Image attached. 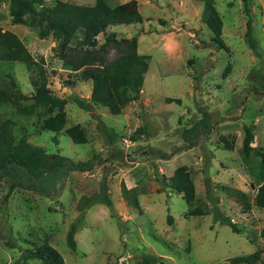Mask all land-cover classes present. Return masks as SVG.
<instances>
[{
	"label": "rangeland",
	"instance_id": "1",
	"mask_svg": "<svg viewBox=\"0 0 264 264\" xmlns=\"http://www.w3.org/2000/svg\"><path fill=\"white\" fill-rule=\"evenodd\" d=\"M51 2L44 1L45 5ZM215 7L223 21L225 45L212 41L210 29L201 17L199 20L198 9L186 6L193 15L173 29L185 35L184 61L160 80L147 77L143 86L147 92L151 88V95L130 102L119 114L104 106L85 111L73 101L67 102L66 127L79 124L86 133V143L73 142L64 130L43 129L47 116L43 104L30 115H20L13 107L0 104V120L14 121L16 138L25 133L32 144L47 153L75 161L97 155L91 170L62 176L48 173L45 187L39 182L38 187L16 186L8 192V183L0 184V264H21L24 251L44 241L62 255L65 264H144V257L155 259L146 264H230V258L256 249L262 250L264 264V208L254 204L256 188L250 187L256 182L258 160L242 151L244 125L252 127L251 145L264 146V0H250L249 15L241 0H216ZM249 17L257 54L245 40ZM0 27L16 32L33 57L43 59L54 94L89 96L90 81L76 79L75 74L63 70L54 38H39L33 29L13 24L5 2L0 7ZM134 27L136 24L115 25L112 30L120 37L124 32L136 34ZM145 38L154 37L150 32ZM98 39L101 42L103 35ZM187 58L194 62L187 63ZM7 75L22 93H33L30 78L37 75L34 67L0 61V78L7 79ZM189 78L194 84L191 98L172 103L169 111L163 109V97L178 94V86ZM68 80L72 82L68 84ZM201 110L209 111L211 128L184 137L183 130L201 119ZM222 136L231 142L230 148ZM181 165L189 169L195 185L192 203L162 186L156 177V172L170 176ZM102 183L107 185L112 207L101 203L85 206ZM122 183L130 189L129 199L138 196V206L122 197ZM219 185L245 191L251 208L245 211ZM191 209L195 210L190 214ZM220 217L228 218L237 231L221 223ZM72 223H80L74 233V250L67 244ZM26 264L45 263L34 258Z\"/></svg>",
	"mask_w": 264,
	"mask_h": 264
},
{
	"label": "trees",
	"instance_id": "2",
	"mask_svg": "<svg viewBox=\"0 0 264 264\" xmlns=\"http://www.w3.org/2000/svg\"><path fill=\"white\" fill-rule=\"evenodd\" d=\"M44 1L0 0V7L5 2L13 24L33 29L39 38L53 37L56 42L55 54L61 61L62 68L75 74L76 79L89 80L90 94L88 97L77 94L69 97L54 94L48 86V75L43 59L36 60L16 33L0 27V61L22 62L34 67L37 73L34 78H30L34 86V91L30 95L22 93L9 75L7 79L0 78V104L13 107L20 115H30L37 105L43 104L47 112L42 121L43 129L53 132L64 130L73 142L86 143V133L79 124L66 127L65 105L71 100L85 111H91L94 106H104L111 113L119 114L130 102L138 99L150 57L138 53L135 35L128 38L118 37L114 31H108V28L140 23L142 16L135 0H128L115 7H111L105 0H94L92 4L52 0L48 5H45ZM196 1L202 3L201 20L210 29L211 40L223 47L225 45L222 38L223 21L215 7L216 0ZM241 2L249 15L250 0ZM251 22L252 18L249 17L245 40L257 54V41L252 36ZM100 34L103 35L101 42L98 39ZM226 69H229V64ZM71 82L67 81L68 84ZM166 100L179 102L177 98ZM201 111V119L183 130L184 137L189 134L197 135L198 131L204 132L211 128L209 112ZM13 126L14 121L11 119L0 120V184L6 181L8 192L16 186L38 187L39 182L40 186L45 187L48 184V180L45 181L48 173L62 176L71 171H88L95 165L97 155L85 161H75L59 153H47L42 147L32 144L25 133L16 138ZM221 138L224 145L230 148L231 142L226 137ZM253 139L252 127L244 125L242 151L245 155L254 154L258 160L256 182L250 183L252 189L256 188L253 202L256 206L264 208V146L253 147L251 145ZM156 177L160 179L162 186L181 193L186 202L194 201L195 185L185 165L176 167L170 176L156 172ZM219 187L234 196L245 211L251 208L245 191L223 185ZM121 193L127 202L138 206V196L129 199L130 189L123 183ZM92 203L112 207L105 183H102L100 191L94 198L86 199L85 206ZM194 210H189V213ZM219 219L221 223L229 225L234 232L237 231L228 218ZM168 220H171L170 215ZM79 227L80 223H72L67 232V244L72 250L76 247L74 233ZM262 233L264 234V226ZM21 258V264H26L27 260L34 258L41 259L45 264H65L62 255L47 241L33 249H26ZM150 260L155 259L144 257L143 263L146 264ZM262 261L261 249L229 259L230 264H261Z\"/></svg>",
	"mask_w": 264,
	"mask_h": 264
},
{
	"label": "crops",
	"instance_id": "3",
	"mask_svg": "<svg viewBox=\"0 0 264 264\" xmlns=\"http://www.w3.org/2000/svg\"><path fill=\"white\" fill-rule=\"evenodd\" d=\"M105 1L111 7H115L128 0H111L113 1L114 4H110L108 0ZM135 1L137 2L138 11L142 16V22L134 23L136 24V27H134L136 34L134 35L137 37V51L139 54L149 55L150 57L148 61V68L144 75V81L138 97V99L141 100L145 98V96L147 97L152 93L150 87L148 89V92L144 90L143 85L147 77L150 78V80L156 79L155 77L158 78L156 80H160L159 78L163 77L165 74L174 71V69L177 67L179 62L183 63L184 61L183 52L186 49V38L183 32L180 31L178 33H175L173 29H178L179 23L181 24L185 23V21L188 20V17L193 15V11H191V8H189V10H185V7L188 5H190L192 9L195 7L198 9L199 20H200L202 3L195 0H135ZM15 25H19V24H15ZM112 27L113 26L109 27L108 30L113 31ZM10 31L14 32L13 30ZM150 32L154 38H152V40H147L145 38L146 40H144L143 38L146 36V34H149ZM124 33H123L124 35L120 37L128 38L133 36L130 34H126L128 32H124ZM117 36L119 37V34H117ZM187 36L189 37V35ZM189 40L191 41L190 38ZM186 60L188 61L187 63L194 62V59L191 58H187ZM163 70L166 71L162 72ZM187 71H189L188 67H187ZM193 87H194L193 80L192 78H189L180 86H178L180 91L178 94L165 95L162 101L163 103H165L163 109L169 111L172 109L170 106L172 103L174 102L182 103L184 98H191V96L194 94V91H192ZM166 98H173V99L177 98L179 99V102L167 101ZM146 102L147 104H150V102L148 101ZM185 108L186 110H190L189 107H185Z\"/></svg>",
	"mask_w": 264,
	"mask_h": 264
}]
</instances>
